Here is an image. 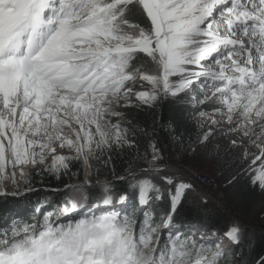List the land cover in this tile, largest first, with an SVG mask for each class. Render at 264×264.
Segmentation results:
<instances>
[{"label": "snow or ice", "instance_id": "obj_1", "mask_svg": "<svg viewBox=\"0 0 264 264\" xmlns=\"http://www.w3.org/2000/svg\"><path fill=\"white\" fill-rule=\"evenodd\" d=\"M131 9L147 26L129 22ZM196 85L214 106L200 117L256 150L252 182L264 191V0H0V197L33 191L37 169L71 178L75 162L79 173L59 216L0 233V264H220L219 246L173 231L194 186L165 172L155 143L139 171L115 176L135 192L130 212L116 210L128 196L99 167L135 143L120 108L154 107ZM165 190L157 222L152 205ZM224 236L239 244L241 229Z\"/></svg>", "mask_w": 264, "mask_h": 264}, {"label": "rangeland", "instance_id": "obj_2", "mask_svg": "<svg viewBox=\"0 0 264 264\" xmlns=\"http://www.w3.org/2000/svg\"><path fill=\"white\" fill-rule=\"evenodd\" d=\"M204 95L205 93L200 85H196L194 92L189 90L181 94V96H185L186 98L185 103L191 120L194 121L203 132L208 131L209 127L213 129L209 140L205 142L204 145L199 144V140L202 137L201 135L190 149L185 150L177 145L166 146L161 137H159V144L156 145V147L160 150L159 155L162 158L160 163L163 165L167 174L179 176L194 186L192 190L187 192L184 198L190 204V207L193 208L192 204H196L194 202V200H196L199 202L198 207H201V209L208 214L209 218L210 215L214 214L213 212L216 211L225 221L223 228L211 227L210 225H208V228V226L204 227L198 226L197 224L187 223L185 227L190 233L189 235H192V237L195 236L198 241L205 243L207 246L212 245L213 249L219 246L224 253L220 260H225V264H252L253 260L247 258L246 243H248V240L252 241L253 236L264 234V191H261L252 182L253 176L259 172L260 162L258 161L257 165L250 166L251 157L256 152L251 144L244 145L238 142L237 145H232V138H236L238 141L242 139L237 133L229 131L227 126L211 124L210 120L200 117L199 113L201 111L207 113L209 116L213 115V103L210 100H204ZM197 98L203 100V103H198ZM122 109L123 108H120L119 110L122 112ZM193 149L196 150L193 151ZM249 149H251V151H249ZM229 151L234 155L232 164L234 163L236 166L243 167L247 170L246 174H242L246 175L248 179H250V183H252L250 187L252 188V196H250V198H244L233 188L221 185V182L226 180L225 175L229 170L228 168L223 172L222 169V166L226 163L224 155ZM150 154L151 147L140 157L137 166L130 170L139 171V169L146 163V156H149ZM231 166L232 165H230V167ZM129 171L122 175H127ZM38 172H40L39 169L33 173ZM196 174H203L213 178L217 184V189L213 192H209L199 187L192 181V177ZM94 178L95 171H93V182L95 183ZM101 179L105 180L104 178ZM219 179L221 182L218 181ZM107 181L111 182V186L112 183H115L114 185H116V183L120 185V187L116 186L121 189V194H118L117 196L125 193L128 196V199L123 205L117 204L115 206L116 210L131 211L132 207L136 204V195L130 188L129 183L127 181L116 180L115 178H111V180ZM58 191L59 193L63 192L58 194V200L57 198L55 200L54 197L47 195L46 197L40 196L37 202H30L28 198L30 195H33L32 193H34V190L23 192L22 195L15 197H0V201L2 200L3 203L7 205L8 209V212L5 211L4 216L7 217L10 215V211L12 210L23 212V207L29 211H32L33 209L34 213L38 216V220L45 212H51L52 214L55 213L58 216L64 202L71 195V188L66 187L63 190L62 188L50 189L49 192ZM95 191L99 193L98 188L89 187L85 192V195L88 197L87 203L89 205L96 204L99 199V194L97 197L92 198L93 196L91 194ZM46 200H49L50 202L47 203ZM158 202L153 203L152 207ZM196 206L197 205H195V207ZM102 210L103 209H98L97 212ZM163 217L164 216L156 221L159 222ZM65 218L66 217H62V219ZM22 219L23 217L21 214L12 213L10 226L1 230L0 233L11 229L14 225H18ZM231 226H238L241 229L239 244H233L225 239L224 233ZM175 229L176 227L174 226L173 230ZM167 238L166 233L164 239L167 240ZM235 250H241L244 254L241 253L240 255H236L234 253Z\"/></svg>", "mask_w": 264, "mask_h": 264}, {"label": "trees", "instance_id": "obj_3", "mask_svg": "<svg viewBox=\"0 0 264 264\" xmlns=\"http://www.w3.org/2000/svg\"><path fill=\"white\" fill-rule=\"evenodd\" d=\"M127 19L132 24H137L141 27L147 26L146 18L143 17L136 9H131L127 13ZM185 101V96L179 95L177 97L161 98L154 107H136L135 104L124 107L122 109V112L124 113V120L130 129L129 136L135 141V143L130 147L126 146L123 150H118L117 152L112 153L107 165L99 166L101 170V178L111 180V178L126 174L130 169L135 168L140 157L151 147V144H159V137H161L166 146L177 145L185 150L190 149L201 137L203 130H201L200 127L191 120ZM224 156L226 163L222 166L223 172H225L228 168L229 170L225 175L226 180L221 182L219 179L218 181L221 182V185L233 188L240 196L250 198V196H252V188H250L252 183H250L251 181L246 175L242 174H246L247 170L243 167L236 166L234 163L232 164L234 155L231 151L226 152ZM73 164L74 167L72 172L74 174L71 178L68 176H61L58 178L46 172L33 173L29 180L32 188L34 189V193L29 196V201L37 202L40 196L46 197L47 195L54 197L56 200L59 196L58 194L63 192H49L50 189L62 188L63 190L66 188V185H71L76 182L78 183V165H76L75 162H73ZM230 165L232 166L230 167ZM114 184L115 183H112L111 186L113 193L115 195L121 194V189L116 187H120V185L117 183L116 185ZM98 194L99 193L97 191L93 192L91 194L93 196L92 198L97 197ZM46 201L47 203L50 202L49 200ZM194 202L196 204H192V208L190 207V204L183 199L182 206L179 208L172 220L173 225L176 227L173 231H179L182 237H192V235H189L190 233L185 227L187 223L197 224L198 226L204 227H207L208 225L211 227H224L225 221L216 211H214V214H211L208 219L200 212V207H198L199 202L196 200H194ZM195 205L197 206L195 207ZM168 207L169 198L167 191L165 190L164 199L152 207V211L155 213V220L165 216L168 211ZM5 211L8 212L7 205H5L1 200L0 231L10 226L12 213L21 214L23 217L22 221L18 224L21 227L27 224H34L38 221V216L34 213L33 209L32 211H29L23 207V212L12 210L10 211V215L7 217L4 216ZM124 212L127 213L130 211ZM48 213L51 212H45L41 215V218H39L41 223H43L44 215ZM51 218L55 219V213L52 214ZM210 247L213 246L211 245ZM234 253L236 255H240L241 253L244 254L241 250H235ZM246 254L248 259L253 260L252 264H257V262L264 257V234L253 236L252 241L248 240V243H246ZM225 263V260H220V264Z\"/></svg>", "mask_w": 264, "mask_h": 264}, {"label": "built area", "instance_id": "obj_4", "mask_svg": "<svg viewBox=\"0 0 264 264\" xmlns=\"http://www.w3.org/2000/svg\"><path fill=\"white\" fill-rule=\"evenodd\" d=\"M192 181L199 187L205 189L206 191L213 192L217 189V184L215 180L211 177L205 176L203 174H196L192 177Z\"/></svg>", "mask_w": 264, "mask_h": 264}, {"label": "water", "instance_id": "obj_5", "mask_svg": "<svg viewBox=\"0 0 264 264\" xmlns=\"http://www.w3.org/2000/svg\"><path fill=\"white\" fill-rule=\"evenodd\" d=\"M199 210H200V212L202 213L203 216H205L206 218L209 219L208 215L201 209V207L199 208Z\"/></svg>", "mask_w": 264, "mask_h": 264}]
</instances>
